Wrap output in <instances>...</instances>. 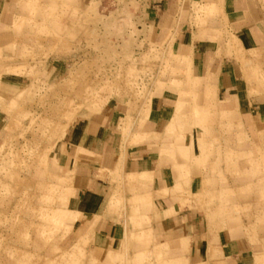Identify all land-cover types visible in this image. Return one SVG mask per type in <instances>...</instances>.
Returning a JSON list of instances; mask_svg holds the SVG:
<instances>
[{"label":"crops","instance_id":"crops-1","mask_svg":"<svg viewBox=\"0 0 264 264\" xmlns=\"http://www.w3.org/2000/svg\"><path fill=\"white\" fill-rule=\"evenodd\" d=\"M21 1L0 0V49L13 42L12 28ZM195 1L217 12L202 25L201 39L195 38L198 28L190 19ZM179 7L177 0H150L145 7L144 23L153 29L157 41L178 26ZM185 7L173 53L189 59L191 76L201 79V90L206 82L215 88L212 106L217 127L206 144L216 139L212 144L222 152L252 153L259 132L264 130V91L256 88L253 79L247 81V75L250 69H257L264 76V0H186ZM231 35L236 38L234 52L227 48ZM240 48L249 58L245 65L237 58ZM18 67L17 62H0V97L18 94L29 84L28 77L7 71ZM47 70L54 75L59 67L54 61ZM179 102L186 104L179 113L191 108L190 101L179 99L170 89L153 95L144 105L113 101L99 113L77 119L58 139L48 173L54 165L71 172L64 187L68 196L57 202L56 208L74 213L63 246L82 248V242L88 241L83 249L90 253L91 264L105 260L110 252L128 256L155 252L166 261L183 259L185 264H256L257 258L264 257V227L248 233L261 207L247 217L220 211L208 216L198 207L205 204L198 196L202 189L237 192L253 186L256 179L243 175L248 167L240 162L234 175L226 174L222 161L214 166L215 153L195 165L192 157L200 153L199 139L192 131L182 136L167 131ZM6 121L0 109V144L7 135L3 133ZM220 124L235 128L226 133L220 131ZM241 133L249 141L244 145L238 142ZM179 149H186L187 156ZM127 175L136 177L134 183H128ZM144 199L149 200L147 206ZM117 200L125 202L124 208L115 207ZM16 202L17 198H12L3 211L11 212ZM250 203L253 200L248 198H230L234 206ZM135 205L141 212L130 217ZM19 220L23 225L38 222L28 210ZM132 220H141V225L134 227ZM18 232V227L8 231L7 246L0 249V264L23 263L11 257L13 249L45 258L43 242L34 234L24 242L16 238Z\"/></svg>","mask_w":264,"mask_h":264},{"label":"rangeland","instance_id":"rangeland-1","mask_svg":"<svg viewBox=\"0 0 264 264\" xmlns=\"http://www.w3.org/2000/svg\"><path fill=\"white\" fill-rule=\"evenodd\" d=\"M149 1L82 0L81 6L80 0H22L19 3V14L12 28L15 37L9 47L0 49V62H17L18 68L7 71L26 76L30 81L18 94L0 97V109L7 120L3 132L7 135L0 144V249L7 246L8 231L16 227L19 229L17 239L30 241L34 234L45 244V258L36 252L13 249L11 257L22 259V264H91L90 253L83 249L88 241L82 242V248L77 244L63 246L70 229L68 221L73 219L74 213L56 208V204L68 196L64 187L71 172H63L54 165L52 173H48L54 147L72 126L69 123L99 113L113 101L144 105L153 95L167 89L176 92L179 99L191 102V108L179 113L178 125L174 116L167 128L173 126L175 129H170L171 132L179 136L192 131L195 139H199L200 153L192 157L195 165L205 163L215 153L214 166L222 161L226 174L234 175L240 162L248 167L243 175L256 179L253 186L237 192L202 189L198 196L205 204L198 207L208 216L220 211L247 217L259 206L262 210L256 213L248 233L264 227V130L258 134L257 147L248 154L228 149L222 152L212 144L218 142L216 139L206 144V139L213 136V128L217 127L212 106L216 101L215 88L206 82L201 90V79L198 87L193 88L196 79L188 68L189 59L173 53L174 39L185 20L186 0H177L180 5L178 26L166 31L158 41L153 29L144 23V9ZM190 8V19L198 28L195 38L201 39L202 25L217 12L197 1ZM235 39L231 35L227 43L229 51L234 52ZM244 53L241 48L236 50L243 65L249 62ZM248 53L253 55V51ZM54 61L59 70L51 75L47 65ZM247 76V81L253 79L256 88L264 91L263 74L250 69ZM179 105L180 109L186 106L181 102ZM234 128L219 125L220 131L226 133ZM238 142L242 145L249 142L245 133L239 134ZM181 151L187 156L186 149ZM135 179L127 175L128 183H134ZM234 196L242 200L248 198L253 203L234 206L230 204ZM12 198H17L18 203L7 213L3 210ZM142 202L145 206L149 204L146 199ZM124 206L123 200L115 203V207ZM24 210L31 211L38 222L23 225L19 217ZM140 212L135 205L131 207L130 217H137ZM132 223L139 227L141 220H132ZM94 263L185 264V261L169 262L161 253L146 251L134 256L110 252L105 260ZM256 264H264V257L257 258Z\"/></svg>","mask_w":264,"mask_h":264},{"label":"bare ground","instance_id":"bare-ground-1","mask_svg":"<svg viewBox=\"0 0 264 264\" xmlns=\"http://www.w3.org/2000/svg\"><path fill=\"white\" fill-rule=\"evenodd\" d=\"M20 22H21V21H20ZM21 23H22V22H21ZM38 28H39V27H38ZM42 29H43V28H42ZM194 79H196V81H195L194 85H192V87H193V88H196V87H198V85H199V80H200V78L195 77ZM197 79H198V80H197ZM256 82H258V81H256ZM0 100H1V99H0ZM177 106H180L179 103L177 104ZM3 107H4V106H3ZM177 108H178V107H177ZM2 109H3V108H2ZM178 109H180V107H179ZM178 109H176V113H175V114H176V115H175L176 121H178V120H177V117H178V115H179V112L181 111V109H180V111H178ZM4 111H5V110H4ZM177 112H178V113H177ZM7 113H8V112H7ZM7 115H8V114H7ZM67 117H68V115H67ZM71 117H72V116H71ZM10 118H11V117H10ZM70 119H71V118H70ZM73 119H74V118H73ZM73 119H72V120H73ZM72 120H71V121H72ZM174 120H175V119H174ZM174 120H173V121H174ZM74 121H75V119H74ZM74 121H73V122H74ZM176 121H175V122H176ZM184 121H185V120H184ZM73 122H72V123H69V122H68V123L73 125ZM177 125H178V124H177ZM70 126H71V125H70ZM168 126H171V124L168 125ZM68 129H69V128H68ZM167 129H169L168 132H171V130L173 129V126H172V129H171V127H170V128H167ZM170 129H171V130H170ZM174 129H175V128H174ZM174 129H173V130H174ZM173 130H172V131H173ZM166 134H167V133H166ZM1 146H3V144H2ZM5 146H6V145L4 144V147H5ZM52 146H53V145H52ZM176 146H177V145H176ZM50 148H51V147H50ZM50 148H49V149H50ZM54 148H55V147H54ZM259 148H260V147H259ZM8 149H9V148H8ZM61 149H62V148H61ZM159 150H160V149H159ZM179 151L182 152L181 149H180ZM8 152H9V151H8ZM182 153H183V152H182ZM8 155H9V154H8ZM74 155H75V154H74ZM181 155H182V154H181ZM184 155H185V154H184ZM185 156H186V155H185ZM56 161H57V160H56ZM223 170H224V169H223ZM21 197H23V195H22ZM22 200H23V199H22ZM19 202H20V201H19ZM17 203H18V202H17ZM14 208H15V207H14ZM19 208H20V207H19ZM224 209H225V208H224ZM63 213H64V212H63ZM155 213H156V212H155ZM154 216H156V214H155ZM158 218H159V217H158ZM132 235H133V233H132ZM140 236H141V234H140ZM26 240H27V239H26ZM27 241H28V240H27Z\"/></svg>","mask_w":264,"mask_h":264}]
</instances>
